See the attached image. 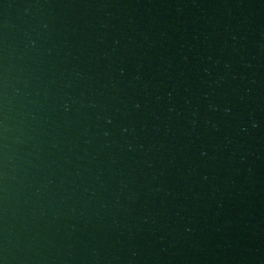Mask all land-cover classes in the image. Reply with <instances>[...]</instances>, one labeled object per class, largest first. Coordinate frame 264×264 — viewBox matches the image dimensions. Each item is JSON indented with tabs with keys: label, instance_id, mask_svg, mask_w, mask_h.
Returning <instances> with one entry per match:
<instances>
[{
	"label": "water",
	"instance_id": "95a60500",
	"mask_svg": "<svg viewBox=\"0 0 264 264\" xmlns=\"http://www.w3.org/2000/svg\"><path fill=\"white\" fill-rule=\"evenodd\" d=\"M0 264H264V0H0Z\"/></svg>",
	"mask_w": 264,
	"mask_h": 264
}]
</instances>
